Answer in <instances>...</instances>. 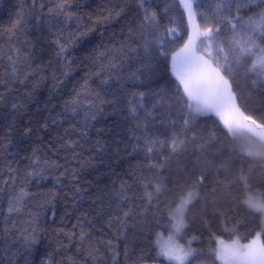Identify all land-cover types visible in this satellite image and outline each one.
Listing matches in <instances>:
<instances>
[{"label": "snow or ice", "instance_id": "snow-or-ice-1", "mask_svg": "<svg viewBox=\"0 0 264 264\" xmlns=\"http://www.w3.org/2000/svg\"><path fill=\"white\" fill-rule=\"evenodd\" d=\"M86 7L31 0L0 28V264H264V0H116L108 44ZM86 151L127 165L92 195Z\"/></svg>", "mask_w": 264, "mask_h": 264}, {"label": "trees", "instance_id": "trees-1", "mask_svg": "<svg viewBox=\"0 0 264 264\" xmlns=\"http://www.w3.org/2000/svg\"><path fill=\"white\" fill-rule=\"evenodd\" d=\"M76 3H79L81 5H89V7H86L81 11V15H84L85 12L92 13L91 20L88 19L86 15H84V20L82 23L87 24L90 28L93 29V31L90 33V39L93 41L94 44H100L105 43L108 44L110 41L107 39L112 32L119 33V27L117 21H111V22H104L101 17L105 16L106 13L103 11V9L108 6L110 3H115L116 0H75ZM162 2V0H161ZM31 0H0V28H6L9 26V22L11 20L16 19V14L21 12L23 8H26L28 5H30ZM32 21H29V38L33 41L34 44V51L37 55H40V49L42 46H44V43L50 44V41L54 39V37H48L47 31L44 32V36L48 37L47 41L42 42L40 39H38V36L40 35L36 30L32 27ZM74 30V29H72ZM104 37L102 40L101 37ZM0 47H6L5 44V38L0 37ZM53 49H50V51L46 52L42 56H40V59H38L37 63H44L47 64L50 59H53L52 52ZM80 51L78 50L74 55H79ZM5 62L0 61V71H2V66H4ZM79 72V76H83V72H80L79 69H77ZM47 75V73H45ZM79 78V77H78ZM83 81L80 80V83ZM72 84H75L76 81H71ZM52 82L50 80H45L43 85L40 88V91L44 93V95H47L48 90L51 88ZM63 90V89H62ZM143 90V89H141ZM43 99V97H41ZM7 124V108L0 107V129L4 128V126ZM26 147V146H22ZM12 151H15V148L12 149ZM24 154H27L25 152ZM89 157L91 159L89 160ZM6 159H12L10 156H5ZM61 163H63V160H61ZM81 163L84 165L83 168L80 169L79 175H80V187L88 189L89 195L94 194L97 191V187L103 188L105 185H108L110 183L111 179H114L110 175L109 169L115 168L117 172H124L127 165L126 163L121 162L118 164L114 158H109L108 156L103 155H97L96 153H89L84 152L83 157L81 160ZM91 164V167L88 165ZM73 167H79L76 164L72 165ZM0 167H3L2 164H0ZM181 194L180 189H175L171 196L173 198L178 197ZM90 201L86 200L84 202V208H89ZM6 207V205H5ZM51 216L48 217V220L51 221ZM75 223V220H72L71 223H68V221H65V224L67 225V228H71V224ZM65 225H61L59 223V217H57V224L51 225L46 224L42 225V227L47 228V231L41 233V256H38L37 259H47L49 258L45 253V246L47 248L48 253H53L54 250L57 248V241L63 239L62 237L57 236L53 231V227H64ZM67 243V241H64ZM196 246V245H194ZM140 248H147V244L144 242H141L139 248H137V252L140 251ZM68 256H75V251L70 252H62V253H55V264H62V262L68 257ZM79 258V257H77ZM147 264H152V261H147Z\"/></svg>", "mask_w": 264, "mask_h": 264}]
</instances>
